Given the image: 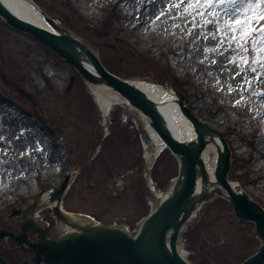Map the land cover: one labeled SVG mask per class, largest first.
<instances>
[{
  "label": "rangeland",
  "instance_id": "obj_1",
  "mask_svg": "<svg viewBox=\"0 0 264 264\" xmlns=\"http://www.w3.org/2000/svg\"><path fill=\"white\" fill-rule=\"evenodd\" d=\"M30 1L60 26L68 21L111 73L172 76L190 112L223 135L231 153L228 181L264 208V66L257 62H264V43L253 34L255 43L250 38L241 47L226 27L252 16L256 9L248 5L257 0H213L210 8L181 0ZM91 103L90 85L70 63L0 18V229L18 233L21 216L11 210H23L45 190L53 194L68 169L62 209L130 236L165 196L177 168L165 148L147 169L148 119L123 100L106 115ZM37 222L54 228L51 239L66 231L49 207L39 209ZM178 236L177 251L191 264H236L261 243L253 224L236 218L218 194L201 203ZM0 253L10 264L25 257L9 237L0 239Z\"/></svg>",
  "mask_w": 264,
  "mask_h": 264
},
{
  "label": "water",
  "instance_id": "obj_2",
  "mask_svg": "<svg viewBox=\"0 0 264 264\" xmlns=\"http://www.w3.org/2000/svg\"><path fill=\"white\" fill-rule=\"evenodd\" d=\"M42 15L55 32L18 18L0 1V17L9 26L41 41L55 54L68 61L88 84L109 88L142 113L148 119L150 127L178 161V174L169 186V193L143 217L138 231L133 236L127 234L124 229L121 230V226L118 225H101L93 222L87 226H79L66 220L58 206H52L51 214L58 225H67L76 231H60L56 239H46L42 228L33 216L29 215V211L35 207L34 199L24 211L14 209L11 211V215L21 213V233L13 234L0 230V238L11 236L16 246L31 249L34 253L32 257L34 264H191L177 252L176 241L182 225L192 215L196 206H200L216 194L205 191L195 193L199 175L203 181L206 179L201 158L207 144L206 138L216 136L220 148L216 151L214 183L226 191L234 215L253 222L256 233L262 239L258 251L240 264H264V209L246 193L236 192L227 180L231 153L223 135L195 117L184 105V94L172 88L177 95L180 110L191 122L196 134L194 141H178L169 132L161 112L153 101L127 79L119 78L107 71L95 53L81 39L44 13ZM85 62L91 69L84 66ZM72 80L71 76L67 90ZM69 176L70 170L67 171L60 187L54 190L50 200L53 196L61 197ZM126 176L128 175H123V178ZM88 178L93 183L91 171ZM147 193L153 196L151 192ZM29 231L37 232L39 239L28 241ZM0 264H6L1 257Z\"/></svg>",
  "mask_w": 264,
  "mask_h": 264
},
{
  "label": "bare ground",
  "instance_id": "obj_3",
  "mask_svg": "<svg viewBox=\"0 0 264 264\" xmlns=\"http://www.w3.org/2000/svg\"><path fill=\"white\" fill-rule=\"evenodd\" d=\"M9 11H11L18 18L31 23L35 26L41 27L45 30L53 31L51 26L45 21L41 10L34 5L30 0H0ZM152 4H155V0H151ZM220 61V59H218ZM85 67L91 69L87 62L83 63ZM219 67L220 64H219ZM218 67V68H219ZM128 82L137 87L142 91L161 112V115L164 118L165 125L167 126L169 132L173 137L181 142L194 141L196 138L195 131L191 122L185 117V115L180 110L177 103V95L175 91L169 87L167 84H160L156 81L151 80V78H129ZM90 92L93 96V100L101 113L106 115L113 104L116 102H121L124 99L118 95L116 92L110 90L109 88L102 85H92L90 84ZM146 129V135L148 138L147 150L145 152V157L147 161V169H150V165L153 161V158L158 155L161 150L164 148V143L159 138L157 133L147 124L144 125ZM207 144L202 152L201 158L205 169L206 179L202 180L201 175L197 179L195 186V193H200L202 191L208 193H216L226 197V191L221 188L219 185L214 183L213 174L216 164V151L220 148L219 141L216 136L207 137ZM215 152V153H214ZM150 166V167H149ZM72 170H70V173ZM149 178V177H148ZM149 187L152 189V186L148 183ZM231 187L236 190L235 183H230ZM169 188L165 193V196L169 193ZM52 196L50 191H44L40 194L37 200H35V207L29 211V215H32L33 218L38 220V211L42 207H52L58 206L63 213L66 220L70 222H75L79 226H87L93 224V221L90 218L84 216L75 215L74 213L66 212L62 209L61 197ZM164 196V197H165ZM163 197V198H164ZM162 198V199H163ZM161 199V200H162ZM199 205L196 206L198 210ZM60 225L66 229V232L76 231L75 229L68 227L67 225ZM123 230L122 227H120Z\"/></svg>",
  "mask_w": 264,
  "mask_h": 264
},
{
  "label": "snow or ice",
  "instance_id": "obj_4",
  "mask_svg": "<svg viewBox=\"0 0 264 264\" xmlns=\"http://www.w3.org/2000/svg\"><path fill=\"white\" fill-rule=\"evenodd\" d=\"M228 2L234 3V0H228ZM181 3H188L190 6H196L199 4H204L206 8H210L213 6V0H181ZM264 0H257L255 5L249 4L248 7L250 9H256L252 12V16H245L243 19H236L233 22H229L226 27L230 29L232 35L231 38L233 41H239L241 47H245L248 43L249 39H252V42L255 43V38L253 34H259L261 36V42L264 43V27H255L254 24L257 20L264 21ZM204 15V13H200ZM251 21V22H250ZM211 23V21H209ZM217 31H224V29L218 28ZM239 33V35H237ZM243 59V58H242ZM244 63H248V61H243ZM264 66V62L257 61ZM259 80V77L257 78ZM249 86H251V82L249 81Z\"/></svg>",
  "mask_w": 264,
  "mask_h": 264
},
{
  "label": "trees",
  "instance_id": "obj_5",
  "mask_svg": "<svg viewBox=\"0 0 264 264\" xmlns=\"http://www.w3.org/2000/svg\"><path fill=\"white\" fill-rule=\"evenodd\" d=\"M61 21H63V26H65V27H67L68 29H70L71 30V27H72V25L68 22V21H66L65 19H62ZM71 26V27H70ZM151 78L152 79H155V80H158V81H164V82H168L172 87H174V88H176L177 90H179L180 91V87H179V84H177L176 82H174L173 81V78H172V76H170L169 74H168V76H164V77H160V76H155V77H152L151 76ZM182 91H183V89H181ZM184 92V91H183ZM89 97V96H88ZM89 99H90V97H89ZM91 106L93 107L94 106V104L93 103H91ZM93 109V108H92ZM115 123H117V120L115 121ZM164 150V149H163ZM159 157H160V155H159ZM167 159H168V162H170V164H172V165H174L173 164V162H175V165H176V161H175V159L173 158V156H168L167 157ZM157 164H158V161H155V163L153 164V167H152V174H153V176H154V178H155V172H157L158 171V167H157ZM174 165V166H175ZM176 175V172H175V168H174V174L172 175V177H174ZM195 231V230H194ZM217 263H220V262H217Z\"/></svg>",
  "mask_w": 264,
  "mask_h": 264
},
{
  "label": "flooded vegetation",
  "instance_id": "obj_6",
  "mask_svg": "<svg viewBox=\"0 0 264 264\" xmlns=\"http://www.w3.org/2000/svg\"><path fill=\"white\" fill-rule=\"evenodd\" d=\"M85 156H87V154H86ZM92 158H93V157H92ZM83 164H84V163H83ZM43 228H44V231L46 232V231H47L46 227H45V226H43ZM33 235H35V237H34V238H32V240H35V239L37 238V235H36V234H33ZM8 264H9V262H8Z\"/></svg>",
  "mask_w": 264,
  "mask_h": 264
}]
</instances>
